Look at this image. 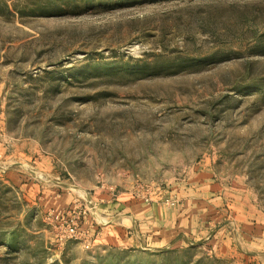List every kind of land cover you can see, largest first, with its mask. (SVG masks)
<instances>
[{"label":"rangeland","instance_id":"rangeland-1","mask_svg":"<svg viewBox=\"0 0 264 264\" xmlns=\"http://www.w3.org/2000/svg\"><path fill=\"white\" fill-rule=\"evenodd\" d=\"M37 2L0 0V264H264V0ZM106 199L204 217L117 244Z\"/></svg>","mask_w":264,"mask_h":264},{"label":"crops","instance_id":"crops-1","mask_svg":"<svg viewBox=\"0 0 264 264\" xmlns=\"http://www.w3.org/2000/svg\"><path fill=\"white\" fill-rule=\"evenodd\" d=\"M57 197L59 196L53 198V203L58 204L57 207L71 202L69 198H65L60 203ZM98 209L101 217L97 214L94 219L99 224H105V227L102 229L98 226L94 229L102 230L101 237L103 239L106 238L119 244L120 242L125 243L129 234L131 236L140 235L153 247L163 246L171 235H174L173 237L187 236L188 232L191 233L193 222L204 217L202 213L191 212L188 206L182 211H167L156 205L128 199H106L105 205L98 206ZM54 210L59 209L55 208Z\"/></svg>","mask_w":264,"mask_h":264},{"label":"built area","instance_id":"built-area-1","mask_svg":"<svg viewBox=\"0 0 264 264\" xmlns=\"http://www.w3.org/2000/svg\"><path fill=\"white\" fill-rule=\"evenodd\" d=\"M87 203L90 204L89 202ZM88 204L79 203V207L77 208L72 203V205L65 210H58L49 213L52 222L55 224L54 232L57 239L65 238L67 240H76L78 239L79 234H81V236L87 235V232L80 230L79 223H82L80 220L84 218L86 210L89 207ZM86 242H89V239L83 243L85 248L89 246V244H85Z\"/></svg>","mask_w":264,"mask_h":264},{"label":"trees","instance_id":"trees-1","mask_svg":"<svg viewBox=\"0 0 264 264\" xmlns=\"http://www.w3.org/2000/svg\"><path fill=\"white\" fill-rule=\"evenodd\" d=\"M60 1H68L72 3V10H76L79 8L80 4L84 7L86 6H92L96 2L98 5H107L112 0H38L37 2V10L40 12V14H52V13H58L60 12L63 8L59 7ZM118 1V0H117ZM102 67L105 69H110L111 71H114L117 73H122V74H133L137 73L141 70V68H138L139 66L137 64H131V63H106L103 64Z\"/></svg>","mask_w":264,"mask_h":264}]
</instances>
